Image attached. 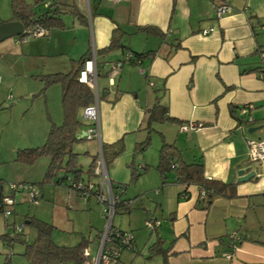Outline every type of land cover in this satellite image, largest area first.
<instances>
[{
	"label": "crops",
	"instance_id": "0c3cea01",
	"mask_svg": "<svg viewBox=\"0 0 264 264\" xmlns=\"http://www.w3.org/2000/svg\"><path fill=\"white\" fill-rule=\"evenodd\" d=\"M228 1L233 11L217 18L210 0H57L54 14L62 27H51L39 37L13 36L14 40L2 46L5 57H11L7 62L9 71L14 69L13 79L73 71L91 51L98 64L121 59L125 52L153 51L138 65H124L114 87L108 88L106 79L98 91L99 141L81 138L87 140L88 158L83 159L87 163L98 154L99 142L122 140L123 152L107 167V176L115 189H122L121 198L131 189V197L123 198L131 201L125 211L129 229L143 226L148 214L160 220L152 244L160 241L168 264H264V162L249 160L248 144L249 140H264V79L251 71L264 65V0ZM37 7V13L48 9ZM11 17L2 22L11 21ZM145 26L158 33L136 31ZM115 30L124 33L122 44L128 50L96 53L109 44ZM139 65H145V70L133 67ZM2 83L3 77L0 87ZM12 87L10 84L9 90ZM59 92L61 101V88ZM156 97L171 119L157 123L159 147L162 140L174 144L185 163L203 164L207 178L235 184L234 197L215 196L206 206L199 187L177 183L172 171L161 176L156 168V146L143 151L141 159L132 156L147 136V113ZM14 98L13 93L0 91V103ZM230 105L244 115L246 123H237L229 113ZM242 109L247 112L242 114ZM188 123L196 127L182 131L181 124ZM83 124L79 136L86 129ZM252 127L256 130L250 133ZM151 140L152 134L150 145ZM134 173L136 182L128 185ZM250 174L253 176L247 179ZM6 176L0 174V179L5 182ZM37 188L41 194L38 201L46 199L44 204L51 210L52 222L43 221L52 224L56 244H68L63 235L69 223L65 208L69 206L64 203L86 206L73 193L90 202L89 207L99 206V218L93 212L91 219L102 228L100 205L93 197L85 198L64 184L44 183ZM184 191L185 198L181 196ZM137 200L142 207L139 210L133 208ZM101 228L95 237L91 232L82 237L88 240L90 254L96 250ZM235 231L243 240L232 257L226 258L227 236ZM134 245L133 250H124L115 264H133L137 259L142 264H161L160 255L136 257L135 239Z\"/></svg>",
	"mask_w": 264,
	"mask_h": 264
},
{
	"label": "trees",
	"instance_id": "16d2710c",
	"mask_svg": "<svg viewBox=\"0 0 264 264\" xmlns=\"http://www.w3.org/2000/svg\"><path fill=\"white\" fill-rule=\"evenodd\" d=\"M45 2H49L50 6L43 7ZM10 4L12 11L11 20H18L21 22L23 29L39 25L43 27L47 33L51 27L63 26L59 16H55L54 14L55 11L58 10V7H56L58 5L57 0H30V2L27 0H11ZM39 5H42L43 9L48 8L47 11L40 13L35 12L34 7ZM1 22L0 20V23ZM136 31L158 33L155 28L149 26L137 27ZM123 35L124 33L121 31H113L109 44L96 53L109 52L117 48L126 49L127 47L122 44ZM19 36H23V34ZM128 53L131 55L128 64L138 65L141 60L147 58L153 51H130ZM89 54L83 56L78 61L73 71L34 76L43 83L40 91L41 93L45 92L50 86H60L62 122L60 125L52 124L50 126L48 137L41 146L18 150L15 160L25 164H32L38 157L47 156L49 162L43 177V181L45 182L52 181L54 184H64L70 187L69 184L65 182L67 176H72L75 181L82 180L83 182L85 181L86 183L92 184L96 182V180L94 182V179H97V174L94 172V164L97 155L91 158L88 169L85 172L86 177L84 178V172L80 168L78 162V153L73 151L74 144L82 139L79 138V128L82 124L79 114L84 106L94 100L92 89L88 85L77 80L79 70ZM102 65L103 64L97 63L99 68ZM251 71L256 72L264 79V65L256 67ZM98 97L100 98V93ZM229 113L236 119L237 123L241 124L247 122L244 115L240 116L237 112V108L232 105L229 106ZM164 120L171 119L166 115V108L159 102L158 97H156L155 103L147 113L145 123L147 136L142 142L136 145V151L143 150L150 144V132L153 123L163 122ZM123 149L124 145L122 140H118L111 144H101L106 168L123 152ZM156 168L163 178L167 173L172 171L177 183L185 187L191 184L199 187V190L204 192V198H202V200L206 202V206L215 196H235V184L207 178L204 175L203 164L200 161L185 163L176 146L166 143L164 140H162L159 149ZM60 173L62 176L58 175ZM136 177L137 175L134 173L130 180L132 181L136 179ZM2 182L3 181L0 179V184ZM76 191L81 195L78 190ZM1 197L2 195H0V202ZM129 201L130 199H123L120 197V200L116 204L115 214L120 212L121 209L128 211L130 207L128 204ZM1 211L2 206L0 205V212ZM23 224L27 230L29 229L27 231L30 236L29 242H26L20 235H11L10 232L0 235V238L4 241H21L24 244L22 255L26 258L27 264H82L84 262L85 257L83 255V249L88 244L86 238H82V240L75 245H58L52 239L53 226L51 223L43 221L35 216H25ZM7 226L8 223H6V227ZM160 244V241L157 240L149 247L150 254L147 258L160 255L162 258L161 264H168L166 249L162 248ZM8 246L11 247V244H8Z\"/></svg>",
	"mask_w": 264,
	"mask_h": 264
},
{
	"label": "rangeland",
	"instance_id": "374dc122",
	"mask_svg": "<svg viewBox=\"0 0 264 264\" xmlns=\"http://www.w3.org/2000/svg\"><path fill=\"white\" fill-rule=\"evenodd\" d=\"M10 1L11 0H0L1 21L2 19H9L12 16ZM39 9H42V5L37 7V10ZM13 38L14 37H9L0 41V75L3 77V83L0 87V91L2 93H13L15 95L14 99H11L6 103H0V174L7 175L6 178L3 177L5 180L4 184L25 181L29 184H33V186L38 190L37 187L42 186L44 183L53 184L52 181H43L49 158L47 156H40L32 164H25L16 161L15 156L16 152L20 149L41 146L48 137L50 126L52 124H61L62 114L60 107V87L59 85H54L55 89H50L53 88L50 87L48 89L49 91H47L46 100L44 92H40L43 86L42 81L32 79L30 77H18V79H13L11 72H13L14 69L13 71H9L8 65L10 62H7L11 59V57H5V52L3 51L4 48L2 47L5 42H8V40H14ZM133 43H136V41H133ZM1 53L3 56H1ZM133 67H140L145 70V65ZM105 82L106 76L104 74L100 75L98 77V88H100ZM10 84H12L15 88L12 87V89L9 90ZM23 85L24 90L21 89ZM29 91H32L34 94H25L29 93ZM13 101L16 102L10 103ZM6 105L8 106L5 107ZM157 123L160 124L161 122L153 123L156 125L152 127L150 132L152 134L151 145L149 144L145 149L139 151H136L135 148L136 153L134 155V153L131 152L132 156H136L137 159H141V154L149 148V146L152 148L151 150H153L156 146L159 153V137L156 134L158 133L157 128L159 126ZM82 125L84 124L82 123ZM86 142L87 140L81 139L73 146V151L78 153V162L80 164V168L84 172V178L86 177L85 172L89 166V162L87 163V161L83 160L88 158L85 148ZM58 175L62 176L61 173ZM136 179L129 181L128 185H134ZM24 195V193L21 194L20 192L15 193V204L11 208V215L9 217H5L3 212H0V235L9 232L10 227H6V223H15L16 225H20L24 222L25 216L37 215L41 220L52 222L51 210L48 208L47 204H44L47 202L46 199L42 202L41 200L40 202H30L27 199L22 200V196ZM73 196L78 199V201H83L82 203L86 204L87 207L82 205L78 206V204L74 202H72V204L64 203L65 207L66 205L69 206V208H65L68 210L67 213L69 215V223L67 228L64 230L67 235H63V238L68 241V244H66L67 246L77 244L82 240V237H88L91 235L90 232L95 237L97 230L101 228L96 226L95 222L92 223L91 219L93 212L96 213V215L98 214L97 217L99 218V206L97 204H92V207H89L90 204L87 203L90 202L84 201L82 197H79L74 193ZM125 197H131V189L122 195V198ZM151 202L152 200L150 203ZM133 208H135V210L142 208L140 201L137 200ZM127 217L128 213L125 211L116 213L113 220L114 226H119L122 229H129L127 226ZM99 220V222L102 223L101 229H103L105 222L101 218ZM127 231H130L135 239L136 251H138V254L135 256L146 258L147 253L150 254L149 246L155 240V232L150 234L144 224L141 227L132 228ZM8 244H11L13 252L10 258L7 256L9 251L8 247H10ZM23 250L24 244L21 241H4L0 238V264H27L26 258L22 255ZM91 255L94 256L95 251H91ZM133 264L142 263L139 259H137Z\"/></svg>",
	"mask_w": 264,
	"mask_h": 264
},
{
	"label": "built area",
	"instance_id": "2783aa9c",
	"mask_svg": "<svg viewBox=\"0 0 264 264\" xmlns=\"http://www.w3.org/2000/svg\"><path fill=\"white\" fill-rule=\"evenodd\" d=\"M109 1L119 2L121 0ZM210 1L213 5L217 18L230 14L233 11V8L230 6L228 0ZM43 5L44 7L50 6L49 2H45ZM204 32H207V30ZM22 34L25 38L39 37L44 36L46 34V30L39 25H34L23 29ZM130 57V53L127 52L121 59L108 61L100 68L97 66L94 51H91L88 58L85 59L77 75V80L88 85L92 89L94 100L84 106L79 115L80 120L86 124V129L84 130L82 138L87 140L97 138L99 141L98 77L104 74L107 79L108 88L114 87L117 76L123 66L129 63ZM150 85L153 84L150 83ZM246 112L247 110L245 109L241 110L242 114ZM194 127H196L194 124L188 123L181 124L180 129L182 131H186L193 129ZM248 144L249 160L254 163L264 162V140H249ZM94 172L97 174V179L94 184L86 183L82 180L75 181L72 176H67L65 178V182H67L72 189L78 190L83 197H93L96 200V202L100 205L101 215L105 222L100 238L98 239L95 255L92 256L89 250L85 247L83 249L85 260L82 264H115L124 250H133L135 245L134 237L130 231L121 230L113 224L116 204L120 200L122 189H115L109 181L100 142L99 151L94 164ZM157 191L158 190H156V192ZM18 192L25 193L26 199L30 202H37L41 198L40 192L32 184L25 182L4 184V182H2L0 184V195H2L0 205L2 206L1 212H3L5 217H9L11 215V208L15 204L13 195ZM181 196L185 198L187 197V193L184 191L181 193ZM200 196L201 198H204L203 191H200ZM128 204L131 205V201H129ZM159 224L160 220L155 216L150 214L146 216L144 226L150 234L157 230ZM8 227H10L9 232L11 235H20V237H22L26 242H29L30 236L23 223L20 225L8 223ZM242 240V234L236 231L229 233L227 236V251L224 256L226 258H231L233 251ZM8 248L9 251L7 256L10 258L13 252L11 247Z\"/></svg>",
	"mask_w": 264,
	"mask_h": 264
},
{
	"label": "water",
	"instance_id": "95a60500",
	"mask_svg": "<svg viewBox=\"0 0 264 264\" xmlns=\"http://www.w3.org/2000/svg\"><path fill=\"white\" fill-rule=\"evenodd\" d=\"M22 31H23V25L18 20L1 22L0 23V41L6 38H9V37L18 36L22 34ZM255 130L256 128L252 127L248 131L251 133V132H254ZM83 134H84V131L81 132L79 137L81 138ZM252 176L253 174L248 175L247 179L251 178Z\"/></svg>",
	"mask_w": 264,
	"mask_h": 264
}]
</instances>
